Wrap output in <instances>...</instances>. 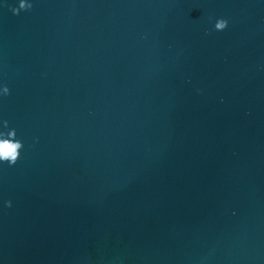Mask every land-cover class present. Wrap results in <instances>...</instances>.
Masks as SVG:
<instances>
[{
  "label": "water",
  "instance_id": "1",
  "mask_svg": "<svg viewBox=\"0 0 264 264\" xmlns=\"http://www.w3.org/2000/svg\"><path fill=\"white\" fill-rule=\"evenodd\" d=\"M20 2L0 264H264V0Z\"/></svg>",
  "mask_w": 264,
  "mask_h": 264
},
{
  "label": "clouds",
  "instance_id": "2",
  "mask_svg": "<svg viewBox=\"0 0 264 264\" xmlns=\"http://www.w3.org/2000/svg\"><path fill=\"white\" fill-rule=\"evenodd\" d=\"M32 7L31 4H25L23 0H21L19 4V8H13L12 12L14 14H19V11L22 9H30ZM228 26V21L225 19H218L215 23V29L218 31H222L226 29ZM206 34H208L206 32ZM4 95L9 94L8 87L3 88ZM5 125H7V122H5ZM9 136L12 137L11 139H0V162H7L10 166L15 165L19 156H20V150L23 147V144L21 141L17 140L16 132L13 130V132L9 133ZM8 206H11V202H7Z\"/></svg>",
  "mask_w": 264,
  "mask_h": 264
}]
</instances>
